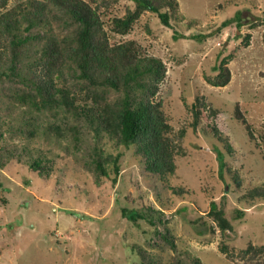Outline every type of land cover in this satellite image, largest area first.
<instances>
[{"label": "rangeland", "instance_id": "rangeland-1", "mask_svg": "<svg viewBox=\"0 0 264 264\" xmlns=\"http://www.w3.org/2000/svg\"><path fill=\"white\" fill-rule=\"evenodd\" d=\"M177 1L169 25L144 11L129 33L107 28L112 41L134 39L166 65L154 96L176 145V168L166 178L146 169L133 145L96 133L72 113L20 106L3 93L12 86L0 84V264H192L193 257L202 264H264V200L247 194L264 188V0ZM132 5L116 0L110 10L122 14ZM225 56L230 80L212 85L206 77ZM194 103L201 111L195 127ZM236 103L253 137L235 118ZM210 108L220 112L215 119ZM213 121L232 144V156L213 135ZM33 126L31 135L27 128ZM216 148L223 152V170ZM99 153L110 156L103 164L109 175L96 168ZM39 156L40 168H33ZM212 200L224 208L231 231L222 233L208 214ZM122 207L156 223L133 222ZM237 208L244 213L237 216ZM250 245L256 249L245 251Z\"/></svg>", "mask_w": 264, "mask_h": 264}, {"label": "trees", "instance_id": "trees-1", "mask_svg": "<svg viewBox=\"0 0 264 264\" xmlns=\"http://www.w3.org/2000/svg\"><path fill=\"white\" fill-rule=\"evenodd\" d=\"M114 1L19 0L7 7L9 0H0V84L1 87L5 83L12 86L3 93L20 106L26 105L36 112H50L52 115L72 113L88 121L96 133L104 132L115 136L125 146L133 145L145 168L159 173L163 179L176 168V145L170 136L171 124L162 102L154 99L165 76L166 65L160 57L143 53L134 39L112 41L107 28L114 33H129L144 11L157 14L163 24L169 25L178 1L131 0L133 5L127 6L122 14L111 13L110 6ZM57 26L59 30H55ZM228 60V56L223 57L215 68L217 72L206 77L210 84L224 86L228 83L231 76ZM108 91H114L116 96L109 99ZM195 103L192 105L193 127L197 125L201 112ZM209 112L213 119L220 113L215 108H210ZM234 114L253 137L238 103ZM52 128V125L48 126V129ZM211 129L213 135L223 141L225 153L232 156L233 146L227 139L223 140L216 121L212 122ZM27 131L34 135L36 127L27 128ZM260 138L264 144V130ZM216 150L223 170L226 166L223 152ZM119 156L116 153L113 157L116 174ZM108 159L110 156L105 157L102 153L96 157V168L103 175H109L103 165ZM42 161L40 156L34 158L31 166L40 168ZM42 169L46 171L48 168ZM233 180L239 183L236 175ZM113 181H116V175ZM247 194L264 200L263 187L253 188ZM236 211L240 216L245 210L237 208ZM121 212L133 222L146 218L151 224L156 223L153 216L133 208L122 207ZM208 214L222 233L232 230L224 208L214 200L210 202ZM220 246L227 251L226 240ZM248 249L256 248L250 245L244 250ZM192 264H202L201 259L193 257Z\"/></svg>", "mask_w": 264, "mask_h": 264}]
</instances>
